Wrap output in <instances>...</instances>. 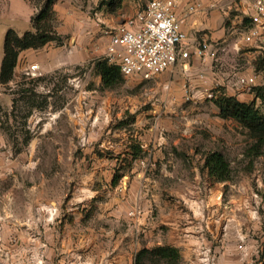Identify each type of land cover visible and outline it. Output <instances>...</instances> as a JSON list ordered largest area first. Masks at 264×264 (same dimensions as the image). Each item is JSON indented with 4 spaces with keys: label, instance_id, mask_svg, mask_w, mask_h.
Wrapping results in <instances>:
<instances>
[{
    "label": "rangeland",
    "instance_id": "1",
    "mask_svg": "<svg viewBox=\"0 0 264 264\" xmlns=\"http://www.w3.org/2000/svg\"><path fill=\"white\" fill-rule=\"evenodd\" d=\"M69 1L70 6L88 9L92 14L115 12L110 11L112 0ZM25 2L0 0V66L7 30L14 28L23 33L31 29V19L39 11L40 0ZM235 14L236 10L231 9L224 16L227 40L214 44V55L205 57L200 69L210 74L221 90L232 95L243 91L246 101L255 100L260 106L261 100H256L252 92L254 85L241 86L238 77L256 74L257 85L264 84V46H238L251 20L236 22ZM70 40L67 36L61 45L51 43L70 51L76 39ZM29 65H18L12 81H0L1 200L15 201L11 204L16 209L18 244L24 242L25 212L31 197L34 222L38 223L41 206L54 208V213L61 215L53 220H61L60 226L73 216L69 210L87 211L85 219L91 220L97 210L108 209L105 194L117 186L110 187L107 181L112 183L117 174H122L119 185L126 188L132 184L137 170L129 164V146L140 136L146 137L154 126L152 131L163 135L164 144L219 150L226 155L232 178L221 181L209 176L207 185L221 188L224 201L232 195L241 198L237 208L240 227L251 228L253 239L247 247L241 238V259L245 264H264V147L255 153L256 140L248 129L235 119L221 117L218 106L201 90L186 94L183 71L176 68L169 88L164 84L160 87L162 81L155 78L124 75V81L115 88H104L94 60L63 65L39 77L26 73ZM94 172L97 180L91 187L98 192L86 198L83 194L88 186L83 179ZM118 206L114 201L113 208ZM3 224L8 225L4 217Z\"/></svg>",
    "mask_w": 264,
    "mask_h": 264
},
{
    "label": "crops",
    "instance_id": "2",
    "mask_svg": "<svg viewBox=\"0 0 264 264\" xmlns=\"http://www.w3.org/2000/svg\"><path fill=\"white\" fill-rule=\"evenodd\" d=\"M195 1L202 6L184 23L188 34L185 46L195 50L207 42L205 57L208 58L214 55L216 42L227 40L224 16L234 9L236 22L249 18L246 15L248 2L176 0L177 13L183 14L189 3ZM148 2L122 0L115 12L92 14L88 9L70 6L69 0H59L55 5L56 28L63 36L76 39V46L63 51V46L48 43L41 48L24 50L18 65L39 63L43 73H49L63 65L105 57L108 30L134 16ZM13 3L26 5L25 0H13ZM244 44L243 38L240 39L238 46ZM245 45L260 47L256 43ZM95 50L98 53L90 52ZM202 63L201 58L193 57L191 72L203 71L200 69ZM176 68L182 72L181 65L176 64L154 77L162 81L160 87L161 84L164 88L172 86ZM167 78L169 80L163 83ZM244 95L243 91L236 94L240 100H246ZM153 129L151 126L146 137H139L140 156L133 159L129 153L131 167L137 170L132 184L126 188L118 184L114 190L105 189L108 209L97 210L91 220L85 219L87 211L76 208L68 211L73 216L60 226L61 220L55 223L53 220L61 215H56L54 208L46 210L41 206V221L34 222L31 197L25 212L24 242L18 244L16 209H12L10 199L2 203L0 189V264H135V256L141 248L164 244L180 248L182 260L179 264H245L239 249L241 238L247 247L252 245L253 239L251 228L240 227L237 208L241 198L232 195L224 201L220 196L221 188H209L207 183L211 175L206 166L209 153L206 149L164 144L163 135ZM96 180L95 172L84 176L83 181L88 186L83 194L86 198L98 192L91 187ZM107 182L111 187V181ZM113 199L119 204L117 208H113ZM132 209H140L141 213L137 217L129 216L128 211ZM2 217L7 219L8 225H2Z\"/></svg>",
    "mask_w": 264,
    "mask_h": 264
},
{
    "label": "built area",
    "instance_id": "3",
    "mask_svg": "<svg viewBox=\"0 0 264 264\" xmlns=\"http://www.w3.org/2000/svg\"><path fill=\"white\" fill-rule=\"evenodd\" d=\"M247 2L246 15L251 23L243 33V43H256L263 47L264 0ZM201 6L198 1L189 3L186 11L178 14L176 0H149L134 16L108 30L105 58L110 63L119 65L124 76H141L144 79L154 78L179 63L186 75V94L193 95L194 90H201L207 98H217L226 92L213 83L209 74L205 71L197 74L191 72L193 57H199L202 61L205 59L207 42L201 43L195 50L185 46L188 34L184 23ZM26 73L31 77L44 74L39 63L29 65ZM258 79L256 74H243L239 75L238 84L250 87L257 85ZM140 213V209L128 211V215L133 217Z\"/></svg>",
    "mask_w": 264,
    "mask_h": 264
},
{
    "label": "trees",
    "instance_id": "4",
    "mask_svg": "<svg viewBox=\"0 0 264 264\" xmlns=\"http://www.w3.org/2000/svg\"><path fill=\"white\" fill-rule=\"evenodd\" d=\"M58 0H40L39 11L32 17V28L19 33L14 28H9L4 39V55L0 66V81L6 84L14 79L22 51L37 49L48 43L56 42L61 45L65 37L56 28V9ZM122 0H112L110 11H115ZM97 72L102 77L104 88H115L124 81L120 66L110 63L105 57L95 61ZM223 91V90H222ZM252 92L256 101L240 100L236 95L222 93L213 99L219 108V115L225 119H235L248 129L252 138L256 140V152L260 153L264 147V84L254 85ZM130 152L133 159L140 156L141 142L131 143ZM129 152V153H130ZM131 164V162L129 163ZM206 166L211 176L224 181L232 178L231 163L226 155L219 150L210 151L206 158ZM122 174H117L112 184L117 186ZM261 257L264 259V241ZM182 260L180 248L169 244L157 245L152 248L143 247L135 256V264H179Z\"/></svg>",
    "mask_w": 264,
    "mask_h": 264
}]
</instances>
